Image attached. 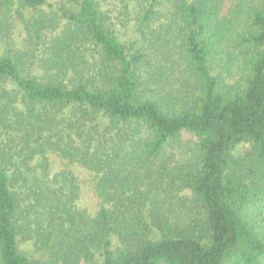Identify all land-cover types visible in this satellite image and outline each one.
I'll list each match as a JSON object with an SVG mask.
<instances>
[{"label":"rangeland","instance_id":"374dc122","mask_svg":"<svg viewBox=\"0 0 264 264\" xmlns=\"http://www.w3.org/2000/svg\"><path fill=\"white\" fill-rule=\"evenodd\" d=\"M158 1L151 20L142 23L140 13L141 6L147 4L145 0H99V6L107 17L105 25L117 36L126 53L143 56L136 65L140 96L154 98L170 108L196 105L199 79L184 59L185 26L174 6L176 1ZM239 1L223 0L218 17L228 19ZM62 8L78 11L77 0H43L34 7L19 0H0V57L9 51H19L21 57L17 62L21 75L55 76L53 79L71 87L80 77L76 80L77 75L68 70L62 75L51 63L53 56H63L55 48L64 44L59 38L69 27L61 16ZM248 25L245 16L229 19L227 25L223 24L210 37L207 63L211 75L222 86L242 87L247 59L254 52L253 46L243 39L246 35L242 36ZM78 40L72 46L78 48L75 52L83 60L82 81L103 86L108 78L104 74L110 68L102 61L97 47ZM23 98L13 80L0 76V165L7 172L11 191L20 199L16 217L20 226L17 250L34 264L100 263L102 248L97 241L99 237L92 240L95 229L89 220L102 208L113 210L114 203H105L96 192L101 174L66 155L73 154L76 147L85 151L88 146L91 152L84 133L91 125L90 116L78 122L73 116V106L39 105L36 112L42 118L38 122L29 117ZM96 122L106 130V144L110 146L122 145L124 138L117 139L125 132L135 131L136 140L146 136L143 127L111 120L99 113ZM198 142L194 132L181 130L148 163L141 192H124L123 198L133 203L129 202L130 207L122 209L111 224L118 230L106 237L114 257L124 247L125 240L135 247L140 238L155 241L163 234L192 233L203 244L208 242L204 209L176 170L197 159ZM251 146V142L242 141L230 149L228 168V172L242 176L249 185L252 184L248 175ZM257 177L264 179L263 174ZM251 187L254 203L249 202L243 211L250 223L264 234V188L258 184Z\"/></svg>","mask_w":264,"mask_h":264},{"label":"trees","instance_id":"16d2710c","mask_svg":"<svg viewBox=\"0 0 264 264\" xmlns=\"http://www.w3.org/2000/svg\"><path fill=\"white\" fill-rule=\"evenodd\" d=\"M27 6H37L43 0H19ZM141 6L140 22L150 21L157 0H145ZM174 6L185 26L184 59L199 79L200 95L196 105L170 108L154 98H142L137 63L142 54H127L125 47L109 26L100 10L99 0H77L78 11L61 9V16L69 24L60 39L61 47L52 59V68L60 74L72 71L78 80L71 87L62 81L36 75H21L18 69L19 51H9L0 57V76L8 77L23 93V103L30 118L41 122L36 112L39 105L73 106V116L80 122L89 118L85 136L90 144L85 151L76 147L68 157L77 158L98 176L96 192L105 203H114L113 210L102 208L91 221L102 248L103 259L96 264H264V234L250 223L245 206L254 203V189L264 188V0H240L230 11L229 18H219L223 0H175ZM245 16L248 26L242 36L254 48L242 75V87L220 85L208 67L210 37L229 19ZM91 43L99 49L102 61L111 71L103 86L82 81L81 54L74 42ZM69 43V46H65ZM73 47V48H72ZM75 48V49H74ZM58 53V54H59ZM84 68V67H83ZM103 76V75H102ZM103 78L104 77H100ZM99 113L111 120L129 122L143 127L146 136L135 139V131L118 136L125 141L106 144V130L96 122ZM79 123L75 126L77 129ZM136 129V128H134ZM181 130L194 132L199 137L197 159L176 168L182 182L194 194L205 212L208 242L202 243L195 234H163L155 241L139 239L133 247L123 242V248L113 256L106 237L116 232L111 224L122 209L129 208L124 192H141L148 163L154 160L169 140ZM89 139V140H88ZM242 141L251 142L252 151L248 175L243 177L228 172L229 151ZM56 148V146H54ZM42 150V147H39ZM63 151V150H62ZM251 192H253L251 194ZM133 199V198H131ZM20 199L10 189L9 178L0 165V264H34L17 250L16 222ZM163 231V228L160 227Z\"/></svg>","mask_w":264,"mask_h":264}]
</instances>
